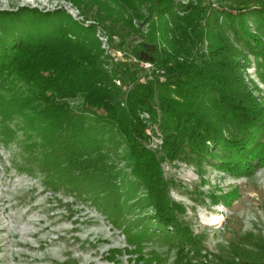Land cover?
<instances>
[{
    "label": "trees",
    "instance_id": "16d2710c",
    "mask_svg": "<svg viewBox=\"0 0 264 264\" xmlns=\"http://www.w3.org/2000/svg\"><path fill=\"white\" fill-rule=\"evenodd\" d=\"M116 1L133 9L137 3L147 5L151 34L141 36L129 53L136 64L163 74L152 80L125 75L127 89L120 86L121 72L106 69L109 56L93 25L84 26L64 12L26 11L28 15H17V20L0 14V89L8 90V78L27 88L4 98L5 120L15 114L26 119L25 127L41 137L36 147L42 149L48 176L101 206L129 247L141 251L144 238L156 239L175 247L172 264H225L202 255L200 238L182 219L183 207L169 196L171 182L161 163L177 160L199 166L206 161L221 172L245 176L264 165V106L244 83L240 63L246 54L256 58L264 83V0H215L218 9L211 0H188L186 6L174 0ZM204 40L208 54L189 59V49ZM78 96L81 110L74 111L66 101ZM140 112H148L155 122L159 117L163 157L144 146L148 136ZM87 116L110 126L121 139L130 188L141 186V199L129 196L133 191L118 179L109 152L92 147H100L103 139L99 128L86 125ZM220 198L224 204L230 199ZM140 205L151 213L136 214L130 221L131 208ZM239 243L225 252L232 264H264V239L246 236ZM138 261L162 264L157 254Z\"/></svg>",
    "mask_w": 264,
    "mask_h": 264
},
{
    "label": "rangeland",
    "instance_id": "374dc122",
    "mask_svg": "<svg viewBox=\"0 0 264 264\" xmlns=\"http://www.w3.org/2000/svg\"><path fill=\"white\" fill-rule=\"evenodd\" d=\"M174 2L188 4V0ZM209 4L218 9L215 0ZM147 8L145 3H137L133 9L116 0H78V5L72 0H0V14L8 20H17L20 14L28 15L26 11H37L39 15L64 12L84 26L93 25L101 49L109 56L106 69L121 72L120 86L128 83L125 75L137 74L140 80L145 76L152 80L153 76L163 74L149 65L136 64L129 53L130 46L137 44L141 36L151 34ZM17 29L22 31L20 27ZM249 29L253 30L251 25ZM155 39L162 47L158 33ZM204 54H208L206 40L189 49L187 57L197 61ZM240 63L244 65V83L264 106V83L257 68L258 60L246 54ZM6 85L8 90L0 89V264H142L139 258L152 254L160 255L162 264H172L176 249L171 243L144 238L141 251L129 247L122 231L101 213V206L93 204L89 196L75 195L69 188L57 185L48 176L43 167L42 149L36 147L41 137L25 127L26 119L19 114L5 120L8 114L5 99L19 91L26 92L27 88L10 78ZM126 86L128 89L130 85ZM82 102L81 96L66 101L74 111L81 110ZM138 116L140 120H150L144 125L145 129L150 125L155 130L150 138L153 146L158 145L155 141L159 137L162 139L158 149H153L147 141L144 146L163 157L164 134L159 117L155 122L148 112H140ZM86 125L99 128L97 133L103 144L92 147L109 152L115 170L120 173L118 179L130 188L132 176L124 159L125 146L115 130L90 116ZM102 125L105 127L101 130ZM161 169L171 182L170 198L183 207L182 219L200 238L202 255L207 254V260L215 256L225 264H232L225 253L229 245L240 244L239 240L246 236L264 239V165L251 176L229 175L206 161L197 166L186 161L164 160ZM130 191L133 194L129 196L134 200L145 195L141 186L131 187ZM220 197L230 199L224 204ZM150 213L149 207L140 205L131 208L128 218L131 221L136 214ZM215 218H219L217 224L213 223Z\"/></svg>",
    "mask_w": 264,
    "mask_h": 264
},
{
    "label": "built area",
    "instance_id": "2783aa9c",
    "mask_svg": "<svg viewBox=\"0 0 264 264\" xmlns=\"http://www.w3.org/2000/svg\"><path fill=\"white\" fill-rule=\"evenodd\" d=\"M145 65H147V64H145ZM117 84L119 85V83L117 82ZM148 120V122H146V120L144 121L146 124H149V122H150V120L149 119H147ZM152 124V123H151ZM147 130H145V134L148 136V142H149V144L152 146V148L153 149H158L159 148V146L162 144V139H159L158 138V140H156L155 142H159L158 143V145H152L153 144V142H151V135H154L155 134V130H153L152 128H151V126L149 125L148 126V128H146Z\"/></svg>",
    "mask_w": 264,
    "mask_h": 264
},
{
    "label": "bare ground",
    "instance_id": "6f19581e",
    "mask_svg": "<svg viewBox=\"0 0 264 264\" xmlns=\"http://www.w3.org/2000/svg\"><path fill=\"white\" fill-rule=\"evenodd\" d=\"M219 222V218H215V219H213V223L214 224H217Z\"/></svg>",
    "mask_w": 264,
    "mask_h": 264
}]
</instances>
